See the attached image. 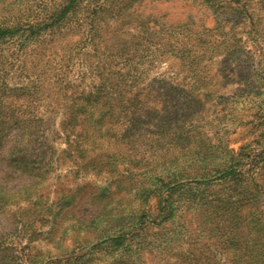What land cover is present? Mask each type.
Instances as JSON below:
<instances>
[{"label":"rangeland","instance_id":"obj_1","mask_svg":"<svg viewBox=\"0 0 264 264\" xmlns=\"http://www.w3.org/2000/svg\"><path fill=\"white\" fill-rule=\"evenodd\" d=\"M66 1L0 0V24L19 26L0 39L3 136L26 144L0 162V264H166L168 248L193 264L177 210L138 248L109 245L166 168L239 159L264 183V0H75L52 22ZM231 184H208L200 212L244 215ZM198 187L173 206L188 213Z\"/></svg>","mask_w":264,"mask_h":264},{"label":"trees","instance_id":"obj_2","mask_svg":"<svg viewBox=\"0 0 264 264\" xmlns=\"http://www.w3.org/2000/svg\"><path fill=\"white\" fill-rule=\"evenodd\" d=\"M74 1H66L67 4L61 9L57 17L50 16L51 21L53 22L54 19H59L66 14ZM13 24L12 26L0 24V39L12 35L18 29L17 23ZM28 28L33 29L32 25H29ZM262 103H264V98ZM16 111H21V108L12 105L11 113L15 115ZM22 111L28 112L26 108H23ZM7 113L8 111L0 106V162L4 165L14 162L15 157L22 159L24 155L21 156L18 152L26 145L14 137L11 140H6V135L3 136V132L10 127L5 120ZM14 127L18 131L22 125L16 121ZM260 147H262L261 155L258 156L264 158V146ZM256 160H258L257 157L253 162ZM187 162V164L185 161L182 165L166 168L162 174H154L150 182L144 183L138 189L139 202L133 210L128 212L119 229L112 236L110 248L114 250L138 248L142 244L138 240L134 241V239L140 234L144 224L160 225L161 222L172 216L173 211L177 210L175 215L184 219V227L182 226L184 232L190 231V226L195 224L194 228L191 229L192 233L188 232L186 236L185 241L189 243L187 250H184L193 264H264V183H258L253 177V170L256 165L252 163L246 170H241L240 160L233 161L231 158L222 163L208 164L204 157L189 159ZM216 181L217 184L218 182L221 184L232 182L229 188L231 195L237 191L248 194L247 199L252 201V206L248 207L249 209L245 211L244 215L233 213L230 216H223L219 220H214L211 216L207 217L203 212H200L199 208H202L205 202L203 195L207 192V185ZM191 184L199 185L196 191L200 194L198 199L193 197L190 210L185 214L184 211L173 206V202L176 201L173 195L181 188ZM153 195L158 200L156 214L144 206ZM205 213H207L206 210ZM133 231L136 233L129 236ZM177 241L178 239H174V242ZM179 246L177 245V248ZM172 253L169 248L166 250V264H175L169 260ZM0 258L1 263H4V255ZM70 261L71 258H66L58 260L57 264H70Z\"/></svg>","mask_w":264,"mask_h":264}]
</instances>
